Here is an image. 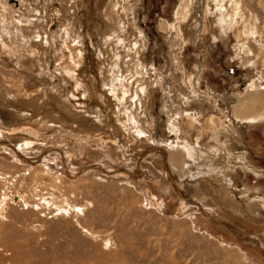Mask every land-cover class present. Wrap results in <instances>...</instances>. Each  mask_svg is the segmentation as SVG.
Masks as SVG:
<instances>
[{"label": "rangeland", "instance_id": "rangeland-1", "mask_svg": "<svg viewBox=\"0 0 264 264\" xmlns=\"http://www.w3.org/2000/svg\"><path fill=\"white\" fill-rule=\"evenodd\" d=\"M6 1V6L12 7L8 19L14 23L7 26L5 37L7 38L8 34V41L5 38L6 42L1 44L3 47L0 49L2 57L0 63H3L0 64V145L3 146L0 147V202L2 203H0V264H264V257L256 252L253 243L238 241L213 221H202L199 215L196 217L191 215L192 212L201 213L204 210L203 212L212 215L216 220L218 219L216 217H219L217 221L228 226L234 233H240L239 235L245 239L257 238L264 251L263 232L254 231L257 228L254 227L255 225L264 222V175H259L264 172V117L256 119L260 117L257 113L264 112V0H125L123 6L127 7L125 10L129 21L124 20L122 23L119 14L115 11L118 0H52L51 3L50 0H26L30 2V8L26 7L29 2L26 4L25 0ZM21 3L26 4V11L19 9ZM132 23H135L134 27ZM15 24L18 25L17 28ZM121 24L126 25L122 29H117L113 37L106 34L108 30H114ZM196 25L201 28L198 33ZM63 29L70 36H67L68 42L64 40L68 51V56H65L69 59L65 56L64 59L70 64H76L74 67H81L80 74L90 78L96 77L99 92L105 87H110V80L112 83L115 79L121 82L124 80L128 72L124 66L125 62L129 58L136 59L137 54V50L132 48V57L130 56L126 49L128 43L126 40L134 36L136 40L138 37L141 44L139 57L141 59H136L135 69L137 72H142L141 79L135 78L134 75L127 77L129 82L124 90L129 92L124 96L123 110L127 117H139V122L144 123V132L148 139L144 142L140 140L141 148L135 150V142L125 145L126 141L120 143L114 136L117 152L121 153L120 156L125 160L123 164L119 161L106 162L107 153L104 152L106 150L98 151L87 146L92 141L86 145L73 142L74 140L70 141L74 136L84 139L86 136L83 132H87L86 130L72 134L71 131L63 130L61 133L65 138L67 137L65 139L51 133L44 135L43 130L35 129L34 126H24L43 134H29L30 140L34 138L37 142L43 143L44 140L55 144L48 145L49 149L46 152L49 159L60 167L58 173L53 171L51 173L46 166L35 162V156L40 154L39 151L36 152L37 154L28 151L30 157L26 155L24 147L20 149L19 145L16 146L17 139L13 135L9 136L13 140L2 138L11 130L18 128L15 124L20 125L22 120L14 118L10 113L17 110V107L19 110L22 108L26 110L17 101L18 98L32 91L31 89L25 92L20 89L22 84L16 81L12 83V87L4 85V82L9 83L7 73L10 69H7L9 68L7 64L13 58L14 62H10V66L13 63L18 65L22 61L20 58L22 52L18 50H21L23 45L17 42L26 35L33 41L43 36L47 48L45 65L50 81L43 82V79H40V84L43 86H34L37 89L35 100L36 97L38 100L45 96L42 88L50 89L53 91L50 93L47 90V92L52 94V100L62 98L64 105L70 104L69 110L80 113L81 116L85 114L93 123L97 122L96 119L105 121L106 115L109 117L107 114L109 110L105 109L107 105L98 103L86 105V102L79 100L77 96L73 97L80 81L72 84L73 81L62 79L60 72L56 71V68L57 70L59 68L53 57L56 48L54 41L63 39L61 35ZM136 30L139 35L136 34ZM15 37L19 39L15 40ZM99 49H104L107 54L109 51L115 64L108 62V65L103 67L96 57ZM9 52L8 59L6 56ZM113 52L115 55L112 54ZM132 66L134 63L130 65ZM105 71H111L113 79L110 77L108 79L109 75L104 76L105 79L100 78L99 74H104ZM136 87L139 96L134 101L136 104L131 106L132 102L129 98ZM16 88H19V92H16ZM245 93L247 94L244 97ZM249 95L254 96L251 106L246 104L238 109L239 99L242 97L245 99ZM213 97L216 99L212 100ZM138 98L141 105H138ZM235 100L238 102L235 103ZM167 103L168 109L173 105L175 111L180 109L175 121L178 123H176L178 134L174 127L173 133L169 132L170 118L164 105ZM10 104L13 106H9ZM228 104L230 106L236 104V108L229 110ZM40 105L42 104L37 102V106ZM45 107L44 112L42 110L39 114H45L47 106ZM138 107L142 108L143 114L137 111ZM237 109L239 111L236 115L239 118L246 110L250 116L255 115V117L241 119L245 123L232 120L229 125L227 123L229 113H235ZM56 112L52 114L53 116L55 114V117L61 111ZM110 113L111 122H115L120 112L112 110ZM251 119L258 121L249 122ZM128 123L123 126L131 129ZM50 135L53 136L52 140L49 138ZM22 136L25 137L21 133L17 138H23ZM61 139L63 141L65 139L64 144ZM219 140L234 151L232 154L238 152L246 154V169L235 167V173L228 171L226 175L232 183L241 186L236 188V190L241 189L240 192L233 191V195L241 199L239 207H242V211L248 210L246 201L253 200V197L261 201H259L261 204L252 205L248 210L251 212H249L251 218L259 217L252 220L253 226L248 224L250 220L247 214L243 213L241 219L235 215L224 214L213 204L214 201L210 200L209 191L204 198L200 194L197 195L198 198L205 200L201 205L195 200L196 195L191 194V190L189 192L186 190L187 186L189 188L200 182V169L198 171L196 168L200 167L199 151L206 149L203 144L209 142L216 145V141ZM66 141L69 143L66 144ZM7 143L13 145L24 159L16 157L6 146ZM151 148L154 153L152 150L149 151ZM54 150L65 151L62 159L67 161V169L63 168L60 155L55 154L54 157L50 155L57 152H52ZM8 151L6 156L12 154L11 157L16 163L12 159L2 157ZM87 151L93 158H89ZM147 151L153 154L152 157L147 156V161L140 159L141 154ZM162 152L164 155L170 152L175 157L180 156L183 161L177 163V166L182 164V168L174 166L170 159L164 161ZM212 155L215 164L219 167L223 166L224 159L218 154L212 153ZM83 158L84 163L81 162ZM152 160L154 164H150ZM76 163L84 164L81 165L83 168L80 166V172L75 171ZM114 164L116 167H110V165L115 166ZM93 166L99 167L100 172ZM118 169V172L122 169L134 172L137 184H133L127 176L119 175L116 171ZM136 172L140 173V176ZM159 181L163 182L167 195H173L174 199L168 203L165 196L161 195L162 198L160 200L157 198V204L153 207L144 190L154 188L153 194L157 195L155 184ZM193 181L195 182L192 184ZM226 181L231 183L228 179ZM232 183L230 185L234 186ZM230 185L227 188V184L223 182L219 187L212 186L211 190L213 189V193L219 191L218 194H221L225 189H231ZM182 191L187 196L183 197ZM186 197L197 201L201 211L195 205H188L184 201ZM177 207L185 208L180 213L176 211ZM222 215L225 216L224 219ZM236 219L238 221H234ZM244 220L247 223L243 222ZM239 224L247 227L239 230ZM249 228L253 229L254 234L251 235Z\"/></svg>", "mask_w": 264, "mask_h": 264}, {"label": "bare ground", "instance_id": "bare-ground-1", "mask_svg": "<svg viewBox=\"0 0 264 264\" xmlns=\"http://www.w3.org/2000/svg\"><path fill=\"white\" fill-rule=\"evenodd\" d=\"M49 1V0H48ZM48 1H47V3H48ZM57 1H60V0H57ZM6 0H0V49L3 47V46H1V44H3L4 42H6V41H4L5 40V35H6V30H8L7 29V26L9 27V26H11L13 23H14V21L11 23V21H10V19H8L9 18V16H10V13H12L10 10H11V8L12 7H9V6H6L7 4H6ZM21 2V1H20ZM25 2H26V4L29 2V1H26L25 0ZM42 2V1H41ZM51 2H53L52 0H50V3ZM119 2V3H118ZM118 2H116V7H117V9H116V7H115V11L119 14V19H120V22L122 23L124 20H126V22L127 21H129V20H127V17H126V11L127 10H125V9H127V7H125L124 8V6H125V0H118ZM191 2V1H190ZM43 3V2H42ZM46 3V4H47ZM26 4L25 3H21L20 4V6H19V9L20 10H23V11H26V8H25V6H26ZM124 5V6H123ZM189 5V4H188ZM114 6H115V3H114ZM130 6V5H129ZM191 6V5H190ZM26 7H28V8H30L31 7V4H30V2H29V4H27V6ZM44 7V6H43ZM42 9V8H41ZM44 9V8H43ZM188 9V8H187ZM37 10H38V8H37ZM189 10V9H188ZM39 11V10H38ZM21 12V11H20ZM129 13V12H128ZM131 13H132V11H131ZM23 14H25V12L23 13ZM37 14H38V12H37ZM128 15H130V14H128ZM14 19V18H13ZM108 19V18H107ZM12 20V19H11ZM119 21V20H118ZM133 21V20H132ZM42 22H43V20H42ZM120 22H119V24H120ZM20 23V22H19ZM130 23H131V20H130ZM179 23V22H178ZM17 24H15V26H16ZM126 25V24H125ZM124 24H121V25H119V27H116V28H114V30L113 29H111V30H106L108 33H106V34H108L109 36H112V35H114V33L115 32H117L119 29H122L124 26H125ZM133 25H135V23H132V26ZM222 25H224L223 23H222ZM18 26V25H17ZM17 26L15 27V28H17ZM21 26V25H20ZM13 27V26H12ZM134 27V26H133ZM10 29H12L11 27H10ZM28 29V28H27ZM118 29V30H117ZM13 30H14V28H13ZM24 31L26 30L25 28L23 29ZM30 31V30H29ZM28 31V32H29ZM121 31V30H120ZM15 32V31H14ZM23 32V31H22ZM138 31L136 30V34H138L137 33ZM140 32V31H139ZM21 33V32H20ZM30 33H31V31H30ZM37 33V32H36ZM120 33V32H119ZM133 33V32H132ZM25 35H26V33H24ZM29 34V33H28ZM33 34V33H32ZM35 34V33H34ZM69 33L68 32H66L64 29L61 31V35L63 36V39L61 40V41H54V44H55V47L56 48H54V60H55V62H56V65H57V67L59 68L58 70H57V68H56V71H59L60 72V74L62 75V79H65V80H70V81H73L72 82V84H74V83H77V81H80L79 82V84L76 86V92H78V93H76V92H74L73 93V97H78L79 98V100H81V101H84V102H86L85 104L86 105H88V103H92V104H96V103H98V104H103V106H105V105H107V107L105 106V109L107 110H109V113H110V109H111V113H112V110L114 111V110H116L118 113L120 112V114H119V116H117L116 118H115V122L113 121V122H111V120H112V116H110L109 115V113H107L108 114V116L109 117H107V115H106V118H105V121H101V120H99V119H96L97 120V122H95V123H93V121H92V119L91 118H89L88 116H86L85 114H83V116H81L80 115V113H76L75 111H73V110H69L68 108H70L69 107V105L68 106H66V105H64V102L61 100L62 98H57V99H54V100H52V94H49V92H47V90L48 91H50V93L53 91V90H50V89H44V88H42L43 89V92H42V90H39V91H41L43 94H45V96L43 97V99L42 98H38V100H37V97H36V100H35V93L37 92L36 90L37 89H35L34 88V86H38V85H41L40 84V79H43V82L45 81L46 82V80L47 81H50V80H48V77H49V75L47 74V71H46V65H45V61H46V59H47V56H46V51H47V48H46V45H45V41L43 40V36L42 37H38V38H35L34 39V41L33 40H31L30 38H29V36L28 35H26L25 37H21L20 39L18 38V37H15L14 39L16 40V38L17 39H19L18 40V42L17 41H15V42H17V43H20V44H22L23 46H21L22 48H21V50H18V51H21L22 52V55L20 56V58H22V61L20 62V64H12L11 66H10V62L12 63V62H14L13 60H14V58H13V60L12 61H10L8 64H7V66L9 67V68H7V69H10L9 71H8V73H7V79H8V81H9V83H6V82H4V85H7V86H10V87H12L13 86V84L12 83H14V81H16V82H19V83H21L22 84V86H20V87H22V88H20V89H22V90H24L25 92L26 91H29V90H31L32 89V91H31V93H27V94H22L23 96L21 97V98H18V103L20 104V105H23L25 108H26V110H23V108H22V110H19L18 109V107H17V110H13L11 113H10V115L11 116H13L14 118H19L20 120H22L21 122H20V125H18V124H15V126L16 127H18L17 129H14V130H9L10 132H8L7 133V137L5 136V137H3L2 136V138H4V140H5V138H7V140H10L11 138L9 137V136H14L16 139H17V144H16V146L17 145H19L18 146V148H20V149H22V147H24V149H25V152H26V155H28V156H30L29 155V153H28V151H30V152H32V153H36V152H40V154L42 153L43 155L44 154H46L47 155V153L48 152H46L47 151V149H49V147H48V145H55L54 143H48V142H44V140H43V143H41L40 141L39 142H37V140L36 141H34L35 139L33 138V139H31L30 140V138H31V135H29V134H33V135H48L49 133H51V135L52 134H55V135H57L59 138H63L64 137V134L63 133H61V132H63V130H66L67 132L68 131H71V134H72V132H74V133H76V132H82V131H84V130H86L87 132H83V134H85V138L83 139V138H81V137H77V136H74L73 138H72V140H70V141H73V142H78V143H83V145H86L89 141H92V142H90V144L89 145H87V146H90V149H97L98 151H101L102 149L103 150H106V151H104V152H106L107 154V159H106V162L107 161H109L110 163H117L118 161L121 163L122 162V164H123V161H125V160H123L124 159V157L122 158V156H120L121 155V153H118L117 152V147H115L116 145H117V142H115V139H117V141H119L120 143H121V141H126V143H125V145H127V144H129L130 142L132 143V144H134V142H135V144H134V149L136 150V149H138L139 150V148H141V146H140V142L141 141H145V140H147L148 139V136H147V134H146V132H144V123H142V121H141V123L139 122V117L137 118H133V117H127V115L125 116V114H124V110L123 109H125V107L123 106L125 103H124V99H125V95L129 92V91H127V90H124L125 89V87H126V84H128L127 82H129V79L127 78L129 75L132 77V75H134V76H136L135 78H139V79H141V74H142V72L140 73V72H137L136 71V69H135V66H136V59H141V58H139L140 57V48H141V44H139V41H138V37L136 38V40L134 39L135 38V36H134V38H130V39H128V40H126V41H128V43H127V47H126V49L129 51V53H130V56L132 57V48H135L136 50H137V54L135 55V58L136 59H134V60H132L131 58H129L128 60H127V62H125L124 64H122V65H124L127 69V75H126V77L124 78V80H122V82L120 81V80H117L116 81V79H115V82L114 83H112L111 82V80L109 81L110 82V87H108V88H106L105 87V89L104 90H102L101 92H99V89H97V87H98V85H99V83L96 81V77H92V78H90V77H87L86 75H83V74H80V73H82L80 70V68L78 67H74L75 65L74 64H70L69 62H67L68 60H65L64 59V56L65 55H67V49H66V47L65 46H67L66 44H65V42H68V40L66 41V39H67V36H69L68 35ZM117 34V33H116ZM18 35H19V33H18ZM132 36H133V34H131ZM130 35V36H131ZM139 35V34H138ZM17 36V35H16ZM36 36V35H35ZM34 36V37H35ZM40 36H41V33H40ZM70 37V36H69ZM68 37V38H69ZM113 37V36H112ZM120 37V36H119ZM7 38H8V34H7ZM6 38V39H7ZM10 38V37H9ZM13 38V37H12ZM116 38V37H115ZM139 38H140V36H139ZM111 39V38H110ZM113 39V38H112ZM64 40H65V42H64ZM89 40V39H88ZM106 40V39H105ZM109 40V39H108ZM116 40V39H115ZM7 41H8V39H7ZM14 41V40H13ZM125 41V42H126ZM175 42V41H174ZM9 43V42H8ZM13 43V42H12ZM90 43V42H89ZM107 43V42H106ZM116 43V42H115ZM109 44V43H108ZM7 45H9V44H7ZM90 45H92V43H90ZM115 45V44H114ZM117 45V44H116ZM19 46V45H18ZM110 46H112V44L110 45ZM119 46V45H118ZM17 47V46H16ZM91 47V46H90ZM109 47V46H108ZM143 47V46H142ZM8 48V47H7ZM15 48V47H14ZM18 49H20L19 47H18ZM110 49V48H109ZM125 49V48H124ZM13 50V49H12ZM110 51H112V49L110 50ZM143 51V50H142ZM142 51H141V53H142ZM14 52H15V50H14ZM17 53H19V52H17ZM125 53H127V52H125ZM128 53V54H129ZM7 54H9V55H7L6 57L8 58V56H10V52L9 53H7ZM13 54V53H12ZM11 54V55H12ZM97 54V60H99V63L103 66V67H105L106 65H108V62H112V63H114L115 64V61L113 60V58H112V56H111V54L109 53V51H108V54L105 52V50L104 49H102V50H100L99 49V51H98V53H96ZM112 54H114V52L112 53ZM120 54V53H119ZM15 55H16V53H15ZM83 55V54H82ZM115 55V54H114ZM13 56V55H12ZM68 56V55H67ZM0 57H1V55H0ZM4 57V56H3ZM66 57V56H65ZM134 57V56H133ZM141 57H142V55H141ZM2 58V57H1ZM84 58V57H83ZM9 59V58H8ZM12 59V58H11ZM66 59H69V58H67L66 57ZM116 59H118V58H116ZM143 59V58H142ZM17 60H18V58H17ZM4 61V60H3ZM7 61V60H6ZM5 61V62H6ZM9 61V60H8ZM7 61V62H8ZM119 61V60H118ZM121 61V60H120ZM141 62V61H140ZM2 63V62H1ZM0 63V64H1ZM132 63H134V66H132V67H130V65L132 64ZM3 64V63H2ZM110 65V64H109ZM141 65V64H140ZM114 66H116V65H114ZM1 67H2V65H1ZM139 68H140V66H139ZM116 70H117V68H116ZM144 70V69H143ZM142 70V71H143ZM4 71V70H3ZM135 72V73H134ZM105 73H106V75H105ZM118 74V73H117ZM143 74H144V72H143ZM100 75V78H103V79H105V77L104 76H107V75H109L107 78L109 79V77H110V79L112 78V76H111V71H105L104 72V74H99ZM116 75V74H115ZM80 77V78H79ZM124 77V76H123ZM79 78V79H78ZM116 78V77H115ZM130 78V77H129ZM145 78V77H144ZM78 79V80H77ZM113 79V78H112ZM120 79H122V78H120ZM98 80V79H97ZM134 80V79H133ZM131 81V80H130ZM1 82V81H0ZM66 82H68V81H66ZM139 82V81H138ZM48 83V82H47ZM131 83H132V81H131ZM142 83V82H141ZM20 85V84H19ZM47 85V84H46ZM46 85H44V86H46ZM48 85H50L49 83H48ZM41 86H43V85H41ZM138 86V85H137ZM16 87V86H15ZM133 87H135V86H133ZM34 88V89H33ZM39 88V87H38ZM46 88V87H45ZM52 88V87H51ZM13 89H15L14 87H13ZM17 89V88H16ZM41 89V88H40ZM139 89H141V88H139ZM138 89V90H139ZM181 89H182V87H181ZM129 90V89H128ZM15 91V90H14ZM140 91V90H139ZM144 91V90H143ZM16 92H19V88L16 90ZM141 93V92H140ZM246 94L247 93H245V95H244V97L246 96ZM39 95V94H38ZM41 95V94H40ZM54 95V94H53ZM19 96H21V94L19 93ZM18 96V97H19ZM42 96V95H41ZM139 95L137 94V87L135 88V91H133V94H132V96L129 98L130 100H131V102H132V104H131V106L132 105H134V104H136V103H134V101H135V99H137V97H138ZM164 96V95H163ZM15 97V96H14ZM206 97V96H205ZM215 97V96H214ZM212 98V100H215L216 98ZM232 97V96H231ZM244 97H242V99H239V102H238V100H235V103H239L240 105H238L239 107H238V109H240L241 108V106H242V108H243V105L245 106L246 104V106H248L249 105V107L251 106L250 105V103L251 102H254V96L253 95H249L247 98H245V99H243ZM169 98V97H168ZM211 98V97H210ZM10 99V98H9ZM8 99V100H9ZM11 99H14L13 97H11ZM17 99V98H16ZM16 99H14V100H16ZM64 99V98H63ZM68 99V98H67ZM204 99V98H203ZM139 98H138V102H139ZM168 100V99H167ZM206 100H207V98H206ZM10 101V100H9ZM12 101V100H11ZM67 101V100H66ZM68 101H70V100H68ZM67 101V102H68ZM171 101V100H170ZM7 102V101H6ZM37 102H40V104H42V105H40V106H37ZM66 102V103H67ZM180 103V102H179ZM249 103V104H248ZM8 104V103H7ZM17 104V103H16ZM47 104V105H46ZM84 104V103H83ZM112 104H113V106L114 107H112ZM163 104V103H162ZM18 105V104H17ZM16 105V106H17ZM20 105H19V107H20ZM138 105H141V102H139V104ZM164 105H166V109H167V111L168 112H166V113H168V118H170V120H169V122H168V128H169V132H170V134H172L173 133V127H174V129L176 130V128H178L177 127V125H176V123L177 122H175L176 121V118L178 117L177 116V114H178V112L180 111V109L178 110H176L175 111V108H174V105L173 106H171L170 107V109H168V103L167 104H164ZM171 105V104H170ZM169 105V106H170ZM229 105V104H228ZM9 106H11V104L9 105ZM13 106V105H12ZM11 106V107H12ZM15 106V105H14ZM15 106V107H16ZM22 106V107H23ZM45 106H47V109H49V110H45V114H39V113H41L42 112V110H43V112H44V107ZM14 107V108H15ZM78 107V106H77ZM229 108H227V109H229L230 110V108H232V109H235L236 108V104H232V106H228ZM249 107H248V110H249ZM24 108V109H25ZM46 108V107H45ZM247 108V107H246ZM5 109H7V108H5ZM71 109V108H70ZM138 110L137 111H141V114H143V110H142V108H137ZM236 110V112L235 113H229V120L227 121V123L229 124V122H230V124H231V122H232V120H240V121H242L241 119H246V118H248V117H250V115H249V112H247L248 110H246V111H244L243 113H244V115H242L240 118H239V116L238 115H236V113H237V111H239V110ZM228 110V111H229ZM19 111H21L22 113H19ZM56 111H61V112H59V114H56V116L57 117H55V114H54V116L52 115L53 113H57ZM232 111V110H231ZM110 113V114H111ZM241 113H242V111H241ZM39 114V115H38ZM138 114V113H137ZM131 115H132V112H131ZM166 115V114H165ZM171 115V116H170ZM141 116V115H140ZM99 117V116H98ZM141 117H143V116H141ZM93 118V117H92ZM100 118V117H99ZM94 119V118H93ZM111 119V120H110ZM16 121V120H15ZM95 121V120H94ZM179 121V120H178ZM33 122V124H31ZM127 122H129L128 124H130L131 125V129H129V127H127L128 129H126V128H124V124L125 123H127ZM174 122H175V124H174ZM250 122V121H249ZM117 123H120V125H121V127H119L118 126V124ZM1 124V123H0ZM174 124V125H173ZM178 124V123H177ZM223 124H224V121H223ZM81 125H83V126H81ZM222 125V124H221ZM1 126V125H0ZM20 126H22V127H20ZM24 126H34L35 127V129H38V130H43V134L41 133V134H39L40 133V131H39V133L36 131L35 132V130H33V129H31V128H29V127H24ZM37 126H40V127H37ZM15 128V127H14ZM29 128V129H28ZM8 130V129H7ZM65 131V132H66ZM20 132V133H19ZM178 131L176 130V133H177ZM15 133V134H14ZM21 133H22V135L24 134V136L25 137H23V138H17V137H19L20 135H21ZM178 134V133H177ZM26 135H28V136H30V137H28V136H26ZM50 135V139L52 140V138H53V136H51ZM82 135V134H81ZM117 137V138H115V139H113V137ZM175 136H177V135H175ZM26 137H28V138H26ZM38 137V136H37ZM1 138V139H2ZM58 138V139H59ZM65 138V137H64ZM67 138V137H66ZM65 138V139H66ZM65 139H64V141L62 142L63 144L65 143ZM71 139V138H70ZM3 140V141H4ZM11 140H13V139H11ZM133 140H136V141H133ZM141 140V141H140ZM85 141V142H84ZM101 141V142H100ZM5 142V141H4ZM10 142V141H9ZM57 142H59L58 140H57ZM67 142L68 141H66V144H67ZM118 142V143H119ZM69 143V142H68ZM0 144H1V142H0ZM4 144V143H3ZM71 144V143H70ZM145 144V143H144ZM152 144V143H151ZM5 145V144H4ZM56 145H58V144H56ZM187 145V144H186ZM223 145V144H222ZM10 150H12V152L16 155V157H18V158H21L23 155H21V157H20V155H19V153L15 150V147L12 145V146H10V144L9 143H7V145H6ZM6 146H4V147H6ZM129 146V145H128ZM132 145H130V147H131ZM191 146V145H190ZM189 146V147H190ZM225 146V145H224ZM0 147H3V146H1L0 145ZM54 147V146H53ZM57 147H59V146H57ZM62 147V146H61ZM60 147V148H61ZM71 148H72V146H70ZM121 147V146H120ZM147 147V146H146ZM64 148V147H63ZM69 148V147H68ZM154 148V147H153ZM160 148V147H159ZM206 148V147H205ZM209 148V147H208ZM215 148H217V147H215ZM214 148V149H215ZM226 148V147H225ZM2 149V148H1ZM65 149H66V147H65ZM78 149V148H77ZM77 149L75 150V153L77 152ZM155 149V148H154ZM188 149V148H187ZM186 149V150H187ZM190 149H191V147H190ZM194 149V148H193ZM192 149V150H193ZM213 149V150H214ZM67 150V149H66ZM69 150V149H68ZM79 150V149H78ZM122 150V149H121ZM152 150V153H154L153 152V149L151 148L149 151H151ZM185 150V151H186ZM189 150V149H188ZM187 150V151H188ZM210 150H212V149H210ZM55 151H57V150H54V151H52V152H55ZM92 151V150H91ZM146 151V150H145ZM144 151V152H145ZM149 151H147L146 153H144L143 152V154H141V158L140 159H142V160H146L147 161V156H149V157H152L151 155H153L151 152L149 153ZM162 151H163V149H162ZM190 151V150H189ZM194 151V150H193ZM215 151V150H214ZM223 151V150H222ZM226 151V150H225ZM70 152V151H69ZM129 152V151H128ZM157 152V151H156ZM155 152V153H156ZM166 152V151H165ZM168 152V151H167ZM196 152V151H195ZM207 152V151H206ZM210 152V151H209ZM220 152V151H219ZM231 152V151H230ZM7 153H9V151L8 152H6V153H4V155L2 156V157H4V158H6V159H9V160H11L12 159V161H14L13 160V158L11 157L12 156V154H8L7 156H6V154ZM32 153H30L31 155H32ZM79 153V152H78ZM118 153V154H117ZM186 153V152H185ZM192 153H194V152H192ZM200 153V152H199ZM222 153V152H221ZM224 154H225V152H223ZM232 153V152H231ZM37 154V153H36ZM40 154H38V156L36 157L35 156V162H39V164H42V165H44V166H46L47 168H48V170H50L51 171V173H52V171L53 172H55V173H58V172H60L59 170V166H58V164H56V163H53L51 160L52 159H49V157H48V155L47 156H41ZM58 154V155H60L61 156V161H62V166H63V168L64 169H67L66 168V162L67 161H65V159H62L65 155V151L64 152H62V151H57V152H55V153H50V155L52 156V157H54V156H56V155ZM89 154V151H87V155ZM162 156H163V158H164V161L165 160H171V162L173 163V165L174 166H176V167H178V168H182L181 166H182V164L180 165V166H177V163H181V161H183L182 159H181V157L180 156H174L173 155V153H170L169 152V156L168 155H164V153L162 152ZM209 154V153H208ZM240 154V153H239ZM40 155V156H39ZM98 155H99V153H98ZM123 155V154H122ZM188 155H189V153H188ZM206 155V154H205ZM220 155H222V154H220ZM219 155V156H220ZM226 155V154H225ZM241 155V154H240ZM244 155V154H243ZM50 156V157H51ZM89 156V158L91 159V158H93V156L92 155H88ZM146 158H145V157ZM155 156V155H154ZM201 156V155H200ZM210 156V155H209ZM235 156V155H234ZM233 156V157H234ZM238 156V155H237ZM24 157V156H23ZM22 157V158H23ZM31 157V156H30ZM71 157V156H70ZM86 157V156H85ZM97 157V156H96ZM113 157V158H112ZM191 157V156H190ZM223 157V156H222ZM15 158V157H14ZM22 158H21V160H22ZM29 158V157H28ZM56 158V157H55ZM54 158V159H55ZM198 158V157H197ZM196 158V159H197ZM201 158V157H200ZM226 158V157H225ZM224 158V159H225ZM241 158V157H240ZM24 159V158H23ZM26 159V158H25ZM30 159V158H29ZM88 159V158H87ZM95 159V158H94ZM103 159V158H102ZM126 159V158H125ZM128 159V158H127ZM138 159V158H137ZM210 159H212V158H210ZM239 159V158H238ZM30 160H32V159H30ZM29 160V161H30ZM34 160H33V162H34ZM131 160V159H130ZM129 160V161H130ZM149 160H150V158H149ZM185 160V159H184ZM187 160V159H186ZM185 160V161H186ZM207 160V159H206ZM235 160H236V157H235ZM26 161V160H25ZM24 161V162H25ZM69 161V160H68ZM136 161V160H135ZM139 161L140 160H138L137 161V163H139ZM151 161V160H150ZM234 161V160H233ZM237 161V160H236ZM15 162V161H14ZM33 162H30V163H33ZM81 162H83L84 163V158L82 159V161ZM87 162V161H86ZM95 162V161H94ZM128 162V161H127ZM157 162H158V160H157ZM175 162H176V164H175ZM196 162V161H195ZM225 162V161H224ZM229 162V161H228ZM241 162V161H240ZM239 162V163H240ZM16 163V162H15ZM148 163V162H147ZM203 163V162H202ZM206 163V162H205ZM214 163V162H213ZM231 163H233V162H231ZM121 164V165H122ZM132 164V163H131ZM150 164H154L153 163V160H152V163L150 162ZM157 164H159V163H157ZM165 164H167V163H165ZM183 164H184V162H183ZM227 164V163H226ZM241 164V163H240ZM27 165V164H26ZM35 165V164H34ZM83 166L84 164H79L78 165V163H76L75 164V166H77V168L75 169V171H79V169H80V166ZM87 165V164H86ZM109 165V164H108ZM113 165V164H112ZM112 165H110V167H116V164H114L115 166H112ZM119 166V167H123V166ZM192 165V164H191ZM194 165V164H193ZM196 165H197V163H196ZM216 165V164H215ZM214 165V166H215ZM238 165V164H237ZM242 165V164H241ZM81 166V167H82ZM96 166V165H95ZM95 166H93V167H95ZM137 166V165H136ZM167 166V165H166ZM226 166V165H225ZM133 167V166H132ZM211 167V166H210ZM227 167V166H226ZM226 167H225V169H226ZM83 168V167H82ZM96 169H98V172H100V168L99 167H95ZM187 168V167H186ZM191 168V167H190ZM208 168H209V166H208ZM207 168V169H208ZM212 168L213 167H211L210 169L212 170ZM234 167H232V169H233ZM120 169V168H119ZM119 169L118 170H116L117 171V173L119 174V175H123V176H127L131 181H133V184H135L136 183V179H137V177H136V174L134 173V172H130V171H128V170H125V169H122V171H120V172H118L119 171ZM146 169H148L149 170V168H146ZM145 169V170H146ZM198 171H199V168H196ZM207 169H205V170H207ZM246 169V168H245ZM45 170V169H44ZM86 170H88V169H86ZM132 170V169H131ZM151 170V169H150ZM195 170V169H194ZM210 170V171H211ZM214 170H216L215 168L212 170V172L214 171ZM221 170V169H220ZM255 170V169H254ZM49 171V172H50ZM137 171V170H136ZM151 171H153V169L151 170ZM151 171H149V172H151ZM167 171V170H166ZM209 171V172H210ZM223 171V170H222ZM80 172V171H79ZM82 172V171H81ZM138 172H140V171H138ZM209 172H208V175H209ZM216 172H219V171H216ZM78 173V172H77ZM137 173V172H136ZM204 173H206L205 171H204ZM203 173V175H205ZM224 173H226V172H224ZM73 174V173H72ZM138 174V173H137ZM140 174V173H139ZM138 174V176H140ZM197 174H198V172H197ZM210 174H211V172H210ZM215 174V172H213V175ZM218 174V173H217ZM221 174H222V172H221ZM220 174V175H221ZM168 175V174H167ZM189 175V174H188ZM193 175L194 174H192V177H193ZM114 176V175H113ZM117 176V175H116ZM164 176V175H163ZM199 176V175H198ZM219 176V175H218ZM223 176V175H222ZM224 176H225V174H224ZM115 177V176H114ZM200 177V176H199ZM211 177H213L214 178V176H211ZM170 178V177H169ZM169 178H168V180H169ZM190 178V177H189ZM195 178H196V175H195ZM198 178V177H197ZM200 178H202V177H200ZM97 179V178H96ZM204 179V178H203ZM228 179V178H227ZM147 180V179H146ZM190 180V179H189ZM193 180V179H192ZM197 180V179H196ZM199 180V179H198ZM197 180V181H198ZM135 181V182H134ZM147 181H149V180H147ZM191 181V180H190ZM200 182L199 183H195L194 185H192V186H190L189 188H188V186H187V188H186V190H188V192H189V190H191V194H194V196L196 195V197H197V199H195V200H198V202L200 203V204H202L203 205V201H205L204 199H200V198H198V194H200V195H202V197L204 198V196L206 195V193H208L207 191H209V193H210V195H211V197H210V200L213 202L214 201V203L213 204H215L216 206H217V208H219L224 214H229V215H235V217H237V218H239V219H241V217H243L244 215H243V213L244 214H247V216H248V220H250V222L248 223L249 225H251V226H253V224L254 223H252V220H254L253 219V217L251 218V215L249 214V212H248V210H249V208L253 205V206H257V205H259L260 204V202L258 203V202H252V201H246L247 202V204H248V206H247V208L246 209H248L247 211H242L241 210V208L239 207V205H240V200L241 199H237L235 196H230V194H227V193H225V192H221V194H218V192L219 191H214L215 193H213L212 192V190H211V188H212V186H215V188H216V185H212V183H211V181L209 182V184L207 183V184H205V181L201 184V181H202V179L201 180H199ZM195 181H193L192 182V184L194 183ZM231 182V181H230ZM156 183V182H155ZM154 183V184H155ZM163 183V182H162ZM162 183H160V181H159V183L157 184H155V188H156V194L157 195H155V194H153V190H154V188H151L150 190H148V191H145L144 190V188H143V190H144V193L145 194H147L148 196V199H149V201L150 202H152L153 203V207H155L156 206V204H157V198L160 200L162 197H161V195L162 196H165V200H167L168 201V203L169 202H172V200L174 199V196L173 195H167V193L165 192V189H164V186H163V184ZM172 183H173V181H172ZM220 183V182H219ZM222 183V182H221ZM226 183V182H225ZM137 184V183H136ZM135 184V185H136ZM162 184V185H161ZM165 185H166V183H164ZM169 184H170V182H169ZM168 185V184H167ZM229 185V184H228ZM141 186V185H140ZM219 186V185H218ZM217 186V187H218ZM147 187V186H146ZM168 187V186H167ZM172 187H174V186H172ZM178 187V186H177ZM225 187V186H224ZM228 187V186H227ZM235 187V186H234ZM233 187V188H234ZM176 188V187H175ZM239 188V187H238ZM178 189V188H177ZM210 189V190H209ZM219 188H217V190H218ZM221 189V188H220ZM228 190H230V189H228ZM232 190V189H231ZM176 191V190H175ZM178 191H179V189H178ZM202 191H205V192H203L202 193ZM239 191H240V189H239ZM180 192V191H179ZM154 193H155V191H154ZM170 193V192H169ZM183 195H184V191H182L181 192ZM181 193H179V195L181 194ZM243 193V192H242ZM189 194V193H188ZM182 195V196H183ZM186 195V194H185ZM185 195L183 196V197H185ZM181 196V195H180ZM181 196V197H182ZM187 196V195H186ZM248 196V195H247ZM182 197V198H183ZM200 197V196H199ZM178 198H180V197H178ZM188 197H186V200H184V201H186L187 202V204L188 205H191V206H193V205H195L197 208H198V210L199 211H201V209H200V207H199V205L196 203L197 201H192L193 199H190V197L187 199ZM18 200H20V199H18ZM164 200V199H163ZM259 201V200H258ZM23 202V201H22ZM179 202V201H178ZM1 203V202H0ZM24 203V202H23ZM2 204V203H1ZM182 204H183V202H182ZM243 205V204H242ZM245 205V204H244ZM2 207V206H1ZM160 207V206H159ZM206 207V206H205ZM244 207V206H243ZM183 208H185V207H183ZM182 207H179V209H178V207H177V209H176V211L177 212H180L181 213V210L183 209ZM3 209V208H2ZM163 209V208H162ZM206 209H208V208H206ZM212 210V209H211ZM219 210V211H220ZM204 211V210H203ZM203 211H201V213H198V212H192L191 213V215L192 216H194V217H196L197 215H199V218H200V220H202V221H207V220H211V221H213L214 223H216L217 225H219L224 231L226 230L230 235H233L235 238H237L238 239V241L239 240H241V241H244V242H250V243H253L254 244V246H256V249H257V251L256 252H258V254L259 255H261V256H263L264 257V251L261 249V245H260V243L257 241V238H248V239H245L244 237H242V236H240L238 233L236 234V233H234L231 229H229V227L228 226H226V225H224L223 223L221 224L220 222H218L217 220L219 219V217H216V218H218L217 220L214 218V217H212V215L210 216V215H208V213H205V212H203ZM222 212H220L221 214H223ZM231 212V213H230ZM257 212V211H256ZM251 213V212H250ZM177 215H179V213H177ZM228 215V216H229ZM215 216V215H214ZM223 217H225V216H223L222 215V218ZM230 217V216H229ZM231 217H233V216H231ZM235 217H234V219H235ZM224 219V218H223ZM246 219V218H245ZM195 220V219H194ZM227 220V219H226ZM230 220V219H229ZM233 220V219H232ZM260 220V219H259ZM210 221V222H211ZM234 221H238L237 219L236 220H234ZM246 220H244L243 222H245ZM213 222H211V223H213ZM225 222V221H224ZM205 223V222H204ZM213 223V224H214ZM227 223V222H226ZM232 223V222H231ZM237 223H239V222H237ZM246 223H247V221H246ZM245 223V224H246ZM206 224V223H205ZM230 224V223H229ZM241 224V223H240ZM239 224V230H243V228H246L247 227V225H246V227H242L241 225ZM208 226H210L209 224H208ZM234 225H232V227H233ZM235 226H237V225H235ZM211 227V226H210ZM232 227H230V228H232ZM254 227H257V228H255V230L254 231H258V232H263L262 234L264 235V222L261 224V225H255ZM220 228V229H221ZM235 228V227H234ZM238 228V227H237ZM218 229V228H217ZM221 229V230H222ZM233 229V228H232ZM236 229V228H235ZM257 229V230H256ZM234 230V229H233ZM245 231H246V229H245ZM248 231L249 232H251V235H252V233L254 232L253 231V229L252 228H249L248 229ZM241 232V231H240ZM257 232V233H258ZM224 233V232H223ZM243 233V232H242ZM254 234V233H253ZM244 235H246V234H244ZM248 235V237H249V234H247ZM255 236V235H254ZM262 236V235H261ZM244 238V239H243ZM223 240V239H222ZM235 244V243H234ZM238 244V243H237ZM243 244V243H242ZM240 245V244H239ZM251 246V245H250ZM242 247H243V245H242ZM240 249H241V247H240ZM254 249V248H253ZM240 251V250H239ZM258 256V255H257ZM260 257V256H259Z\"/></svg>", "mask_w": 264, "mask_h": 264}, {"label": "crops", "instance_id": "crops-1", "mask_svg": "<svg viewBox=\"0 0 264 264\" xmlns=\"http://www.w3.org/2000/svg\"><path fill=\"white\" fill-rule=\"evenodd\" d=\"M66 49H67V47H66ZM257 114H259L260 115V117H257L256 119H258V118H263L264 117V112H259V113H257ZM255 117V115H252V116H250V117ZM256 119H254V120H256ZM254 120H249L250 122H252V121H254ZM238 121V120H237ZM258 120H256V122H257ZM241 122H244L243 120L242 121H240L239 120V123H241ZM245 123V122H244ZM230 125V124H229ZM226 127H230V126H227L226 125ZM217 140V139H216ZM223 144V145H222ZM203 145H205L204 147H206V149L205 150H203L202 152H200V154H199V161H198V163H199V169H200V177H202V178H200V180L202 179V181H201V184L205 181V184H209V182L211 181V183H212V185H216V186H218V185H220L221 184V182L223 183V182H226V184H227V186H229L231 183H229V182H227L226 180H227V172L229 171V172H232V173H235L234 172V168L235 167H240V168H242V169H244V168H246V166H245V159H247V157H246V154L245 153H243V152H241L240 154H239V152H238V154H232L231 152H234V151H232L231 150V148H229V147H226V145L224 146V143L223 142H221L220 140L219 141H216V145H214V143H209V142H207V143H205V144H203ZM209 147V148H208ZM211 147H213V148H215V147H217V148H215L214 150H210L211 149ZM224 147H226V151L224 150ZM223 150V151H222ZM207 151V152H206ZM210 151V152H209ZM220 151V152H219ZM231 151V152H230ZM222 152V153H221ZM223 152H225V154L223 153ZM209 153V154H208ZM212 153L214 154V155H220V154H222V155H220V157L221 158H225L224 159V164H223V166H221V167H219L218 165H215V162H214V156L212 155ZM206 154V155H205ZM244 154V155H243ZM201 155V156H200ZM210 155V156H209ZM235 155V156H234ZM238 155V156H237ZM223 156V157H222ZM234 156V157H233ZM201 157V158H200ZM235 157H236V160H235ZM241 157V158H240ZM210 158H212V159H210ZM239 158V159H238ZM207 159V160H206ZM234 160V161H233ZM229 161V162H228ZM241 161V162H240ZM203 162V163H202ZM206 162V163H205ZM214 162V163H213ZM231 162H233V163H231ZM242 164H240V163ZM227 163V164H226ZM238 164V165H237ZM215 165V166H214ZM227 167H226V166ZM208 166H209V168H208ZM213 167L212 168V170L215 168L216 170H214L213 172H215V174L213 175V172H212V170L210 169L211 167ZM225 167H226V169H225ZM232 167H234L233 169H232ZM208 168V169H207ZM205 169H207V170H205ZM221 169V170H220ZM211 170V171H210ZM223 170V171H222ZM204 171L206 172V173H204ZM211 172V174H210V172ZM216 171H219V172H216ZM208 172H209V175H208ZM221 172H222V174H221ZM224 172H226V173H224ZM203 173L205 174V175H203ZM218 173V174H217ZM221 174V175H220ZM224 174H225V176H224ZM219 175V176H218ZM223 175V176H222ZM259 175L260 176H263L264 175V172H262V173H259ZM211 176H214V178L213 177H211ZM204 178V179H203ZM228 180L229 181H231V179H229L228 178ZM220 182V183H219ZM229 184V185H228ZM234 186H231L232 188V190L230 189V190H228V189H225L223 192H225V193H227V194H230V196H234L233 195V191H235V192H238L239 190H236V188H241V186L239 185V184H237V185H235L234 183H232ZM219 187V186H218ZM234 187V188H233ZM228 188V187H227ZM241 190V189H240ZM231 191V192H230ZM203 192H205V191H202V193ZM240 192V191H239ZM242 194H244L245 195V193H242ZM246 196H247V194H246ZM263 196V195H262ZM257 197L258 198H260V196L259 195H257ZM262 200V199H261ZM250 201H252V202H258L259 203V201L258 200H256L254 197H253V200H250ZM261 202V201H260ZM264 202V201H263ZM262 202V203H263ZM261 204V203H260ZM202 205V204H201ZM257 218H259L258 216H254L253 217V219L254 220H256ZM255 223H256V221H255ZM261 223H263V222H261ZM259 225H261V224H259Z\"/></svg>", "mask_w": 264, "mask_h": 264}, {"label": "flooded vegetation", "instance_id": "flooded-vegetation-1", "mask_svg": "<svg viewBox=\"0 0 264 264\" xmlns=\"http://www.w3.org/2000/svg\"><path fill=\"white\" fill-rule=\"evenodd\" d=\"M200 19V18H199ZM199 22V21H198ZM199 24V23H198ZM200 26H198V25H196V31H197V33H198V30L200 31Z\"/></svg>", "mask_w": 264, "mask_h": 264}]
</instances>
